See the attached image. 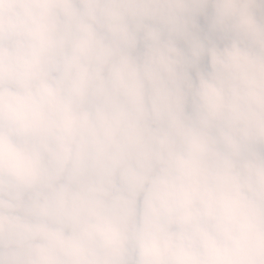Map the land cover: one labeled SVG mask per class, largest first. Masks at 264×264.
<instances>
[{
	"label": "clouds",
	"instance_id": "clouds-1",
	"mask_svg": "<svg viewBox=\"0 0 264 264\" xmlns=\"http://www.w3.org/2000/svg\"><path fill=\"white\" fill-rule=\"evenodd\" d=\"M0 264H264V0H0Z\"/></svg>",
	"mask_w": 264,
	"mask_h": 264
}]
</instances>
